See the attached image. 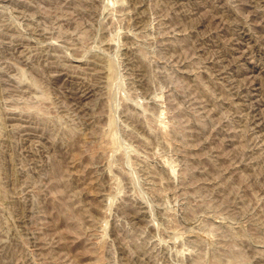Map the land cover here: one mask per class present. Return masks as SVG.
<instances>
[{
  "label": "rangeland",
  "instance_id": "rangeland-1",
  "mask_svg": "<svg viewBox=\"0 0 264 264\" xmlns=\"http://www.w3.org/2000/svg\"><path fill=\"white\" fill-rule=\"evenodd\" d=\"M0 264H264V0H0Z\"/></svg>",
  "mask_w": 264,
  "mask_h": 264
}]
</instances>
